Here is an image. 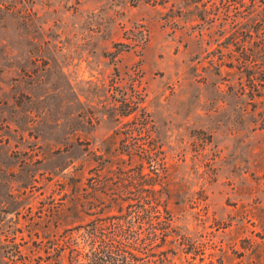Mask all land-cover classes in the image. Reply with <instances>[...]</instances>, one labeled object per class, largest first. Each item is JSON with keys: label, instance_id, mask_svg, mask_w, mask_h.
Instances as JSON below:
<instances>
[{"label": "rangeland", "instance_id": "1", "mask_svg": "<svg viewBox=\"0 0 264 264\" xmlns=\"http://www.w3.org/2000/svg\"><path fill=\"white\" fill-rule=\"evenodd\" d=\"M197 1L0 0V264H67L98 161L143 157L171 264H264V72L228 68Z\"/></svg>", "mask_w": 264, "mask_h": 264}, {"label": "trees", "instance_id": "2", "mask_svg": "<svg viewBox=\"0 0 264 264\" xmlns=\"http://www.w3.org/2000/svg\"><path fill=\"white\" fill-rule=\"evenodd\" d=\"M189 2L198 5L197 0ZM201 5V26L218 31L228 41L226 47L238 49L233 50L228 68L250 67L253 72L246 77L257 79L260 71L264 72V0H207ZM137 111L127 109L120 115L148 121L146 114L136 115ZM158 161L143 157L137 167L126 170L118 159L115 180L102 175L105 161H98L100 168L95 169L94 178L87 179L89 200L80 204L81 212L92 220L80 226L75 243H69L67 264H171V240L178 237L185 241V236L170 233L173 220L165 202L169 198L167 176L153 166H158ZM145 163L151 168L148 173L144 172ZM164 246L165 255L160 258Z\"/></svg>", "mask_w": 264, "mask_h": 264}]
</instances>
